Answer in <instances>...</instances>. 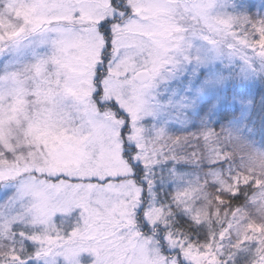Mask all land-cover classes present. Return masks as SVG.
I'll return each instance as SVG.
<instances>
[{
	"label": "snow or ice",
	"instance_id": "snow-or-ice-1",
	"mask_svg": "<svg viewBox=\"0 0 264 264\" xmlns=\"http://www.w3.org/2000/svg\"><path fill=\"white\" fill-rule=\"evenodd\" d=\"M0 264H264V0H0Z\"/></svg>",
	"mask_w": 264,
	"mask_h": 264
}]
</instances>
